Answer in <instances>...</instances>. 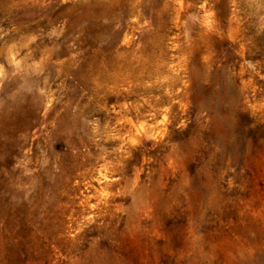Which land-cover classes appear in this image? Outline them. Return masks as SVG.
<instances>
[{"label":"rangeland","instance_id":"rangeland-1","mask_svg":"<svg viewBox=\"0 0 264 264\" xmlns=\"http://www.w3.org/2000/svg\"><path fill=\"white\" fill-rule=\"evenodd\" d=\"M0 264H264V0H0Z\"/></svg>","mask_w":264,"mask_h":264}]
</instances>
